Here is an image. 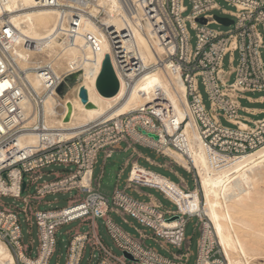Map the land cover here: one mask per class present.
Here are the masks:
<instances>
[{"label":"built area","instance_id":"1","mask_svg":"<svg viewBox=\"0 0 264 264\" xmlns=\"http://www.w3.org/2000/svg\"><path fill=\"white\" fill-rule=\"evenodd\" d=\"M99 1L35 0V7L58 8L63 13L69 30L60 37V42L68 45L75 42L76 27L83 14L103 24L99 14L105 8ZM121 1L132 20L138 19V28L151 43L157 59L145 65L135 50L119 48L120 41L131 36L129 27L122 33L116 27L102 25L101 30L108 34L114 48L110 58L118 79L116 67L128 86L145 72L158 68L171 82L173 74L179 76L185 86V93L180 96V104L185 108L183 119L171 106L166 93L157 89L153 92L156 98L149 104L122 115L98 118L76 128L71 137L59 138L58 129L46 123L45 104L48 98H53L55 115L59 117L63 112L62 97L71 88L66 79L80 71L55 65L58 56H50L49 51L37 52L38 64L21 68L8 47L19 41L20 34L11 23L9 12L0 16V239L8 248L11 246L18 264H50L57 250L60 229L74 223L77 225L66 231L69 246L64 264H81L88 249L91 253L88 264H184L180 256H163L146 241L159 243L162 248L165 245L181 249L187 240L189 220L198 212L191 207L183 209L162 187L132 180L130 176L125 188L117 185L111 194L103 192L100 187L105 171L98 179L94 177L100 153L105 164L125 142L126 149H131L138 157L141 155L136 145H141L158 157H169L182 165L167 152L171 149L188 161V168L182 165L188 172L196 171L184 131L189 121L197 126L211 158L238 156L264 146V118L248 120L242 116L244 107L240 102L245 98L250 100L245 95L247 92H264V0H224L234 11L221 8L217 0H190L192 11L187 16H183L187 12L184 0ZM89 6L98 8L95 16L85 10ZM215 10L221 11L222 18L232 20L231 29L217 31L209 27L212 23L222 24L217 19L220 16L212 14ZM200 18L207 22H200ZM187 21L196 31L194 47L190 43ZM88 37L95 46V38L91 34ZM26 45L37 48V43L31 41ZM235 53L239 54L236 66ZM226 55L231 59L229 70L224 68ZM28 71L38 74L41 80L38 89L27 77ZM200 78L210 100L209 108L199 90ZM62 84H65V92L60 94ZM255 101L263 103L264 96ZM224 120L230 126L224 125ZM31 135L37 137L35 143L27 142ZM145 160L162 167L149 157ZM45 177L50 179L45 180ZM134 185L154 188L176 209L156 203L152 198L144 200L132 196L127 189L131 190ZM178 185L183 192H191L187 186ZM59 194L73 195L67 206L41 208L54 202L48 197ZM5 197L13 199V203H6ZM111 213L122 216L125 223H128L126 218L134 220L138 226H131L138 235L115 222ZM174 216L179 217L173 219ZM98 220L102 221L113 245L123 251L122 255H117L104 243ZM174 220L176 225L171 226L169 223ZM34 226L37 242L33 236ZM124 252L133 260L126 258ZM198 264L211 263L204 258Z\"/></svg>","mask_w":264,"mask_h":264},{"label":"bare ground","instance_id":"2","mask_svg":"<svg viewBox=\"0 0 264 264\" xmlns=\"http://www.w3.org/2000/svg\"><path fill=\"white\" fill-rule=\"evenodd\" d=\"M72 2V1H71ZM105 8L106 16L103 24L97 23L93 17L83 14L78 23V34L75 42L65 45L60 42L69 30L66 17L58 8H37L35 0H5L0 2V16L9 12L11 23L20 34L16 44H10V54L21 68L36 65L37 52L49 51L50 56L57 55L55 65L64 70L79 72L76 86L70 88L63 99V112L56 117L54 99L46 101L47 119L50 128L58 129L59 138L71 137L76 128L84 126L98 118H109L122 115L141 108L156 97L154 90L162 89L171 106L183 119L185 111L180 104V96L185 93V86L179 76L173 74L172 82L159 68L145 72L130 86L127 80L115 67L119 76L120 89L113 97H105L96 87L104 59L112 56L114 48L110 37L102 29V25L116 27L125 32L129 27L130 37L120 41V47L126 51H136L145 65L153 63L156 53L146 35L138 28V19L132 20L126 5L121 0H100ZM129 2V1H128ZM85 10L95 16L96 6ZM88 34L95 38L96 45L90 41ZM37 43L31 49L27 42ZM63 51V52H62ZM57 52V53H56ZM56 53V54H55ZM36 58V61L33 59ZM53 60V59H52ZM114 60V59H113ZM47 61V59H45ZM56 73H59L55 69ZM27 77L38 89L41 82L36 72L28 71ZM87 90L89 100L95 105L88 108L80 97V88ZM188 136L191 157L200 182L205 204L202 205L198 191L183 192L176 184L164 177L140 166H135L132 178L143 183L157 185L167 190L184 208L204 212L215 229L218 242L230 264H250L253 257L264 255L260 251L264 242V146L256 151L238 156H211L201 139L197 126L189 121L184 129ZM37 137L29 136L27 142L35 143ZM165 138H162L164 141ZM180 164L188 168V161L180 153L167 150ZM17 186V185H16ZM169 223V222H166ZM171 226L176 225L172 221ZM261 239L250 241L251 233ZM0 264H16L13 254L0 239Z\"/></svg>","mask_w":264,"mask_h":264},{"label":"rangeland","instance_id":"3","mask_svg":"<svg viewBox=\"0 0 264 264\" xmlns=\"http://www.w3.org/2000/svg\"><path fill=\"white\" fill-rule=\"evenodd\" d=\"M217 2L219 3L221 8H223V9H226L229 11L235 10V8L232 5H229L224 0H217ZM184 5L187 6V12L183 16H187L192 11L191 1L190 0H184ZM212 14L220 16V17H224V15L219 10L213 11ZM99 16H100V20L105 17V10L104 9H101ZM209 27L211 29L217 30V31H227V30L232 28V26H226L224 24H218V23H212L209 25ZM187 28H188L189 34L191 36L190 43H191L192 47H194L197 43L196 31L193 30V28L191 27V22H189V21H187ZM238 56H239V54L235 53L234 61H233L234 66H236L238 63ZM262 58L264 61V53L262 54ZM38 59H40V58L38 57ZM36 60H37L36 58L33 59V61H36ZM230 61H231L230 55H226L224 58V68L226 70L230 69ZM31 65H33V64H31ZM233 77H234V75L231 78L233 79ZM78 82H79V80H75V82L73 84H71L70 86L71 87L76 86ZM199 90L203 96V101H204L205 106L207 108H209L210 107V100L208 98V94L206 92L205 86L202 83L201 78L199 79ZM245 95L247 97H249L252 101L247 100L246 98L241 99L240 102H241V105L243 107L253 108V109H264V102L260 103V102H254L253 101L254 99H258L261 96H264V92H262V93L247 92ZM241 113L245 114L244 111H242ZM245 115H247L248 117H250L253 120L264 118V114H256V115L245 114ZM223 124L226 126H230V124L227 123L225 120L223 121ZM74 131H76V130H74ZM122 148L124 150L115 151L113 157L110 158L105 164V172H104L103 179L101 180V187H100V189L105 193L112 192V190L116 187L117 179H118V173H119L120 169L122 168L126 159L129 158L131 153H132L131 149H126L127 143L123 142ZM136 148L139 151V153H141L142 155L148 156L154 162H157L159 165H162V167H159L158 165H151V164H149V162L145 161V159L141 158L138 160L140 162L139 164L142 167H145V168L151 169L153 171H156L158 173H161L162 175H164V177H166L165 179H167V180H169L167 178V177H169L172 180V181L171 180H169V181H171V182L174 181L173 183L176 184L178 187H179L178 184L181 183V185L188 186L189 190H191V191H195V190L198 191L201 204L202 205L205 204V199H204L203 193L200 190V182H199L197 170L188 172L185 167L175 163L169 157H158V156H156V154L153 151H151L150 149L145 148L141 145H136ZM165 164H166V166H163ZM102 165H103V154L100 153L99 158H98V163H97L96 168H95V174H94L95 179L98 178L99 173L101 172ZM131 167H132V165H131ZM129 170H131V168L128 166L123 171V175L121 177V182H122L121 184L122 185L125 182V179L127 178L128 174H129ZM49 179L50 178L45 177V180H49ZM182 179L184 180L183 182L181 181ZM122 185H121V187H123ZM146 191L152 192V193L156 194L157 196H159L167 208H172L173 210L176 209L174 204H172L169 200L164 199L159 191H156L154 188H151V189L146 188ZM129 193H131V192L129 191ZM72 196H73L72 194H66V195L59 194L55 197L50 196L47 199L50 201H54V202L50 206L42 205L41 208L42 209H49V208H54V207H60V208L65 207L68 204V199ZM56 199L58 201H55ZM4 201L6 203H13V199L7 198V197L4 198ZM16 203H18V202H16ZM166 218L168 219L169 216L167 215ZM115 219H117V218H115ZM117 220L119 221V219H117ZM98 224L100 225V232L103 235L105 242L113 248L114 252L117 255H122L123 251L113 245L109 236L106 234V231L103 227L101 220H98ZM76 225L77 224L74 223V224L69 225V226H64L60 229V231L58 233L57 250L55 252V255L51 258L50 264H56V263L64 264L65 263L66 258H67L68 246H69V238H68V235L66 234V231L71 230ZM121 225L124 228L128 229L127 225H125L124 223H122ZM85 229L86 228L84 227V230ZM261 229H264V228L261 227ZM130 231L132 233L138 235V233L136 231H134L133 229H130ZM33 232H34V234H33L34 238H36V242H37L36 226H34ZM24 233H25V240L27 241L29 236L26 233V226L24 227ZM250 233H251V237L249 238L250 241L252 240V238L253 239L254 238L255 239H261V237L258 236L257 234H253L252 232H250ZM186 234H187V240H186V243L181 247V249H176V248H173L171 246H166V247L162 248L159 243H156L152 240H147L146 243L152 247H155L163 256L171 257L172 254H176V255L180 256L181 257L180 261L183 262L184 264H198V262L204 258H208V260L210 261L211 264H230L227 257L224 254L223 248L221 247L220 243L218 242L219 240L216 236L215 229H214L213 225L211 224L209 217L203 211L200 213L198 212L196 215H194L193 217L190 218L189 223H188L187 228H186ZM262 245L263 246H260V247L262 249H264V242ZM9 249L15 257V254H14L11 246ZM260 251L262 253H264L263 250L260 249ZM90 254H91L90 249H88L85 252V256H84V259H83L81 264H88ZM182 255H185V256H182ZM14 259L16 260V258H14ZM15 262H16V264H18L17 260ZM250 262H251L250 264H264V255L253 257V259Z\"/></svg>","mask_w":264,"mask_h":264},{"label":"water","instance_id":"4","mask_svg":"<svg viewBox=\"0 0 264 264\" xmlns=\"http://www.w3.org/2000/svg\"><path fill=\"white\" fill-rule=\"evenodd\" d=\"M217 19L226 26H229L230 24L233 23L232 20L228 18L217 17ZM199 21L203 23L207 22L205 18H200ZM78 76H79V73L72 74L66 79V82L71 85L75 82V80H77ZM96 87H97V90L100 92V94L105 97L115 96L120 89V82L114 70L110 55H107L104 59L101 72L96 81ZM58 91L60 94H63L65 92V84H62ZM79 93H80L82 102L86 105V107L91 108L95 106L89 100L87 90L84 87L80 88ZM152 136L156 139L158 138L157 135H152ZM178 217L179 216H174L173 219H177ZM124 255L126 256V258L133 260V257L129 253L124 252Z\"/></svg>","mask_w":264,"mask_h":264},{"label":"crops","instance_id":"5","mask_svg":"<svg viewBox=\"0 0 264 264\" xmlns=\"http://www.w3.org/2000/svg\"><path fill=\"white\" fill-rule=\"evenodd\" d=\"M251 100V99H250ZM252 101V100H251ZM254 102H256L255 101V99L253 100ZM243 111L245 112V114H252V115H256V114H263L262 112H263V109H253V108H247V107H244L243 108ZM245 114H242V116H244L245 118H247L248 120H253V119H251L250 117H248L247 115H245ZM258 120V119H257ZM120 150H124L123 148H122V145H121V148L120 149H118L117 151H120ZM140 155H141V157H138L136 154H134V152L132 151V153H131V155H130V157L129 158H127L126 159V161L124 162V164H123V166H122V168L120 169V171H119V173H118V179H117V184H116V186L118 185L120 188H125V186H126V184H127V180H128V176H130V178L132 179V180H134L133 178H132V173H133V171H134V168H135V166H140V167H142L139 163V160L138 159H141V158H143V159H145V157H148V156H144V155H142L141 153H140ZM146 161V160H145ZM134 162H136L135 163V165H134V167H133V169L131 170V172H130V170H129V173L130 174H128V176H127V178L125 179V182L123 183V185L121 184L122 182H121V177H122V175H123V171H124V169L126 168V167H130L131 168V165L134 163ZM106 164V163H105ZM105 164L103 163V165H102V168H101V172L102 171H105ZM150 164V163H149ZM143 168H145V167H143ZM146 169H148V168H146ZM148 170H150V171H152V172H154V173H156V174H158V175H160V176H162V177H164V175H162L161 173H158V172H156V171H153V170H151V169H148ZM101 172L99 173V175L101 174ZM99 177V176H98ZM164 178H166V177H164ZM98 179V178H97ZM121 185L123 186V187H121ZM188 187V186H187ZM116 188V187H115ZM114 188V189H115ZM146 188H149V187H145V186H141V185H134V187L131 189V190H129V189H127V191L129 192H131L130 194L132 195V196H134V197H136V198H138V199H144V200H148L149 198H152L153 199V201H155L156 203H159V204H162L163 206H165L164 205V203H163V201L160 199V197L159 196H157L156 194H154V193H152V192H149V191H146ZM189 188V187H188ZM113 189V190H114ZM151 189V188H150ZM113 190H112V192H113ZM112 192H110V193H107V194H111ZM164 198V197H163ZM165 199V198H164ZM166 207V206H165ZM111 217H112V219L115 221V222H117L118 224H122V223H124L125 225H127V227H128V229H126L127 231H129V232H131L130 231V229H133L134 231H135V229L132 227V226H138L137 224H136V222L134 221V220H132L131 218H126L127 220H128V223H125L124 222V218L122 217V216H120V215H118V214H115V213H111ZM115 218H117V219H119V221L117 220V219H115ZM132 225V226H131ZM99 233L101 234V232H100V230H99ZM34 234V233H33ZM102 235V234H101ZM34 236V235H33ZM102 238H103V235H102ZM103 240H104V238H103ZM104 243L107 245V246H109L106 242H105V240H104ZM164 247H166L165 245H163ZM109 247H111V246H109Z\"/></svg>","mask_w":264,"mask_h":264}]
</instances>
